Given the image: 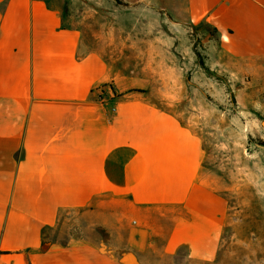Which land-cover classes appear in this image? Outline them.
<instances>
[{
  "label": "crops",
  "instance_id": "0c3cea01",
  "mask_svg": "<svg viewBox=\"0 0 264 264\" xmlns=\"http://www.w3.org/2000/svg\"><path fill=\"white\" fill-rule=\"evenodd\" d=\"M203 24L264 58V0H0V264L218 262L229 202L188 107ZM82 211L127 222L134 262L72 235Z\"/></svg>",
  "mask_w": 264,
  "mask_h": 264
},
{
  "label": "rangeland",
  "instance_id": "374dc122",
  "mask_svg": "<svg viewBox=\"0 0 264 264\" xmlns=\"http://www.w3.org/2000/svg\"><path fill=\"white\" fill-rule=\"evenodd\" d=\"M193 42L203 66L202 95L196 97V107H188L202 116L192 123L203 139L215 187L229 202L216 264H264V58L224 55L217 32L206 24L194 30ZM64 218L71 220L72 235L134 262L124 249L127 222L116 216L94 218L88 211ZM80 219L81 226L74 227ZM177 264H188L184 250Z\"/></svg>",
  "mask_w": 264,
  "mask_h": 264
}]
</instances>
